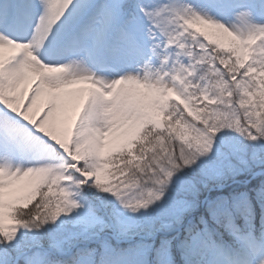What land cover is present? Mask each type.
I'll list each match as a JSON object with an SVG mask.
<instances>
[{"label": "snow or ice", "instance_id": "snow-or-ice-1", "mask_svg": "<svg viewBox=\"0 0 264 264\" xmlns=\"http://www.w3.org/2000/svg\"><path fill=\"white\" fill-rule=\"evenodd\" d=\"M26 134L0 264H264V4L0 0V153Z\"/></svg>", "mask_w": 264, "mask_h": 264}, {"label": "rangeland", "instance_id": "rangeland-1", "mask_svg": "<svg viewBox=\"0 0 264 264\" xmlns=\"http://www.w3.org/2000/svg\"><path fill=\"white\" fill-rule=\"evenodd\" d=\"M258 4H264V0H256ZM238 23H241L237 21ZM52 150L49 147L47 143H45V138L43 134H40L39 136H30L25 135V147L22 151V154L20 156H11L5 153H0V164H13V165H21L26 164L30 161H41L46 158H49L52 155ZM108 171H112L111 168H109ZM109 180H111V177H108ZM255 180V183L253 181ZM241 182H247L249 185H258L259 179L253 178V177H239L237 178V184H232L229 182V187L232 188H240L243 187ZM39 198V197H38ZM31 206V205H29ZM123 247H126L127 244H122Z\"/></svg>", "mask_w": 264, "mask_h": 264}, {"label": "trees", "instance_id": "trees-1", "mask_svg": "<svg viewBox=\"0 0 264 264\" xmlns=\"http://www.w3.org/2000/svg\"><path fill=\"white\" fill-rule=\"evenodd\" d=\"M257 186V184L254 186V185H249V187H251V188H255ZM240 188H242V186L240 187ZM240 188H238V189H240ZM37 199H39L38 197H37ZM241 223H242V221H241ZM259 226V220L257 219V227Z\"/></svg>", "mask_w": 264, "mask_h": 264}]
</instances>
